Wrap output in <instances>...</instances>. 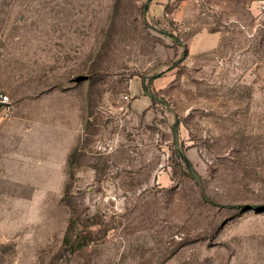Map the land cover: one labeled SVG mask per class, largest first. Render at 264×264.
Instances as JSON below:
<instances>
[{
  "label": "rangeland",
  "instance_id": "rangeland-1",
  "mask_svg": "<svg viewBox=\"0 0 264 264\" xmlns=\"http://www.w3.org/2000/svg\"><path fill=\"white\" fill-rule=\"evenodd\" d=\"M253 1L0 0V264H264Z\"/></svg>",
  "mask_w": 264,
  "mask_h": 264
},
{
  "label": "built area",
  "instance_id": "built-area-1",
  "mask_svg": "<svg viewBox=\"0 0 264 264\" xmlns=\"http://www.w3.org/2000/svg\"><path fill=\"white\" fill-rule=\"evenodd\" d=\"M253 3L257 15L264 17V0H254ZM14 109L15 104L11 95L0 89V115L4 118H8L13 114Z\"/></svg>",
  "mask_w": 264,
  "mask_h": 264
},
{
  "label": "crops",
  "instance_id": "crops-1",
  "mask_svg": "<svg viewBox=\"0 0 264 264\" xmlns=\"http://www.w3.org/2000/svg\"><path fill=\"white\" fill-rule=\"evenodd\" d=\"M200 44L198 45L199 48L197 50L205 51L210 48H213L217 46L219 40H220V34L216 32H203L200 33Z\"/></svg>",
  "mask_w": 264,
  "mask_h": 264
},
{
  "label": "water",
  "instance_id": "water-1",
  "mask_svg": "<svg viewBox=\"0 0 264 264\" xmlns=\"http://www.w3.org/2000/svg\"><path fill=\"white\" fill-rule=\"evenodd\" d=\"M178 127H179L178 126V122H175V124H174V132H175V139H176V142L177 143L179 141V129H178ZM189 167H190L191 173H192L193 177L195 178V180L199 184H201V177H200V175L197 173V171L190 164H189Z\"/></svg>",
  "mask_w": 264,
  "mask_h": 264
},
{
  "label": "trees",
  "instance_id": "trees-1",
  "mask_svg": "<svg viewBox=\"0 0 264 264\" xmlns=\"http://www.w3.org/2000/svg\"><path fill=\"white\" fill-rule=\"evenodd\" d=\"M145 91H146V93H149V92H150V87H149L148 85H145ZM175 152H176L177 156H178L179 158L183 159V160L186 162L187 166H189L190 163H189L188 159H186V157H185L183 151H181V148H177ZM68 230H70V226H69ZM64 240H65V241H68V240H69L68 235H66V236L64 237ZM83 244H84V243H80V245H83Z\"/></svg>",
  "mask_w": 264,
  "mask_h": 264
}]
</instances>
